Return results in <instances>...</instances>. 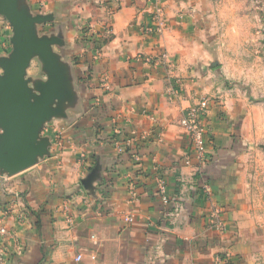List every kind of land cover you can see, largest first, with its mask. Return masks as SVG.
<instances>
[{
  "label": "crops",
  "instance_id": "crops-1",
  "mask_svg": "<svg viewBox=\"0 0 264 264\" xmlns=\"http://www.w3.org/2000/svg\"><path fill=\"white\" fill-rule=\"evenodd\" d=\"M16 4L40 19L32 29L44 41L25 69L30 103L54 74L57 84L37 137L42 129L59 140L23 174L0 178V264H264V104L251 97L264 73L259 58L218 52L220 67L205 84L193 78L210 59L193 43L198 0ZM156 10L163 29L146 34ZM34 65L43 75L32 86ZM235 79L238 94L217 90L219 80ZM203 100L199 164L179 121ZM213 208L222 233L208 221Z\"/></svg>",
  "mask_w": 264,
  "mask_h": 264
},
{
  "label": "rangeland",
  "instance_id": "rangeland-1",
  "mask_svg": "<svg viewBox=\"0 0 264 264\" xmlns=\"http://www.w3.org/2000/svg\"><path fill=\"white\" fill-rule=\"evenodd\" d=\"M199 7L196 9V14L193 15L194 21L197 23L196 30L198 33L194 35L193 43H199L198 47L204 49L209 53V62L203 66H198L191 75L193 78L203 79L206 82L208 76L213 74L212 71L220 67L218 52H234L238 56V52H247L248 57L244 59L259 58V62L264 66V0H229L234 3V9H225L222 2L228 0H198ZM244 2L245 5H242ZM9 4L12 0H9ZM241 4L239 7L238 4ZM244 14L246 20H243ZM160 16V13H159ZM246 21V22H245ZM154 23V20H153ZM152 26V25H151ZM150 26V27H151ZM18 49L17 34L12 26L10 16L0 12V78L4 79L6 75V68L14 60ZM239 59V57H237ZM35 67V68H34ZM29 71L27 74V82L32 84L41 80L42 73L36 72L37 66ZM34 69V71H33ZM31 75L36 76L34 79L30 78ZM250 84L255 79V73L250 72ZM261 82L256 83L257 96H251L254 100H260L264 104V73L260 74ZM32 80V82H31ZM224 80H219L217 90L221 93L230 91L231 93L238 94L241 90V85L238 79L233 80L231 83H225ZM205 84V83H204ZM255 86V85H254ZM250 89V88H248ZM253 91V89L251 90ZM255 91V92H256ZM38 93V91H36ZM263 94V95H262ZM40 129L38 139L45 140L48 150L50 147L58 145V137L53 138L51 141L48 136L45 137L41 134ZM264 150V144H262ZM48 151V152H49ZM48 153H46L47 156ZM41 158V157H38ZM27 170V169H26ZM24 172V171H22ZM22 172L18 174H23ZM4 175L8 176L3 170H0V178ZM17 175V174H16ZM15 176V175H13Z\"/></svg>",
  "mask_w": 264,
  "mask_h": 264
},
{
  "label": "water",
  "instance_id": "water-1",
  "mask_svg": "<svg viewBox=\"0 0 264 264\" xmlns=\"http://www.w3.org/2000/svg\"><path fill=\"white\" fill-rule=\"evenodd\" d=\"M8 2L0 0V12L12 20L18 49L6 68L4 79L0 78V170L13 176L30 168L36 158L46 154L47 146L43 143L46 141L38 139L37 129L52 112L49 104L57 93V84L54 74L52 82L40 89L38 98L30 103L24 74L31 54L41 50L44 44L34 37L32 29L40 19L25 16L18 10L16 0Z\"/></svg>",
  "mask_w": 264,
  "mask_h": 264
},
{
  "label": "built area",
  "instance_id": "built-area-1",
  "mask_svg": "<svg viewBox=\"0 0 264 264\" xmlns=\"http://www.w3.org/2000/svg\"><path fill=\"white\" fill-rule=\"evenodd\" d=\"M163 29L162 23L160 22V16H159V10L155 11L154 16V23L150 27H146L144 29V33L146 34H159L161 33ZM86 36L88 40H92L97 42L93 38V34L90 32V30H87ZM93 49L97 52L100 48L93 47ZM208 103L207 101L203 100L196 104L193 107L188 108L183 116L181 117L179 121L180 127L184 130L187 139L190 144L191 152L193 154L194 159L199 164L206 163V143H207V134L208 129L205 124V118L208 113ZM201 191L202 193L207 197L210 194V189L208 185L204 182L201 185ZM157 193L159 194L161 200L166 204L169 202V197L166 193V187L163 182V180L159 179L157 181ZM129 221H132L130 218ZM208 221L215 229V231L222 233L225 230L224 223L221 220L220 212L218 209L213 208L211 212L208 215ZM6 234L5 229L0 230V236H4ZM80 257H77V260H79Z\"/></svg>",
  "mask_w": 264,
  "mask_h": 264
},
{
  "label": "trees",
  "instance_id": "trees-1",
  "mask_svg": "<svg viewBox=\"0 0 264 264\" xmlns=\"http://www.w3.org/2000/svg\"><path fill=\"white\" fill-rule=\"evenodd\" d=\"M87 46L89 48H93V47H98V48H101L100 44L95 42V41H92V40H87Z\"/></svg>",
  "mask_w": 264,
  "mask_h": 264
}]
</instances>
